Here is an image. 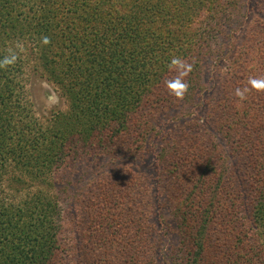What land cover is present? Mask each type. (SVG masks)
Listing matches in <instances>:
<instances>
[{"label":"trees","instance_id":"1","mask_svg":"<svg viewBox=\"0 0 264 264\" xmlns=\"http://www.w3.org/2000/svg\"><path fill=\"white\" fill-rule=\"evenodd\" d=\"M241 1L0 0V59L17 56L0 68V264H159L140 173L99 174L69 224L50 178L70 160L141 153L162 118L202 90L201 62L226 51L218 40L234 11L251 9ZM255 6L219 74L210 120L220 144L190 132L169 142L166 190L180 233L169 264H264V91L243 102L234 94L264 77V0ZM174 56L192 65L182 100L166 87ZM33 62L67 104L47 121L25 88Z\"/></svg>","mask_w":264,"mask_h":264},{"label":"rangeland","instance_id":"2","mask_svg":"<svg viewBox=\"0 0 264 264\" xmlns=\"http://www.w3.org/2000/svg\"><path fill=\"white\" fill-rule=\"evenodd\" d=\"M242 2L243 6L251 8L250 11L246 13L242 11V14L238 15L237 10L240 9H236L234 11L236 22L230 20L229 25L225 26L224 34L230 31L227 39L222 35L223 33L219 36V46L226 48V51L218 57L214 54L217 38L210 41L209 51L213 50L214 55L211 56L213 57L211 62L209 60L205 63L201 62L199 74L204 82L202 90L162 118L157 133L150 138L141 153L114 158L89 156L70 160L50 178L54 186L52 192H57L59 196L61 214L65 223L71 222L76 214L75 210L81 200L82 192L99 174L122 169L137 171L148 182L153 196L152 236L155 241L159 239L160 242L156 259L159 258V264L170 263L168 260L170 249L178 243L180 233L173 218L170 196L166 190L169 142L178 134L190 132L204 137L208 142L220 144L222 134L213 127L210 120L212 105L218 96L219 74L227 68L228 61H225V57L228 50L240 44L247 24L251 23L252 17L257 18L253 13L256 11L255 0H242ZM24 48L30 57L31 46L27 44ZM34 65L35 62L33 67L28 63L24 70L25 88L35 116L41 121H47L52 115L66 111L67 104L54 84L42 77L40 71L35 70ZM69 227L67 229H70ZM69 236L73 242H77L76 233L69 231Z\"/></svg>","mask_w":264,"mask_h":264},{"label":"clouds","instance_id":"3","mask_svg":"<svg viewBox=\"0 0 264 264\" xmlns=\"http://www.w3.org/2000/svg\"><path fill=\"white\" fill-rule=\"evenodd\" d=\"M49 38L47 36L42 38V43L47 45L49 43ZM17 60L15 53L4 56L3 59H0V68H4L9 65H13ZM169 70H174L177 75L170 80L166 81V87L169 91V94L176 97L178 100H182L185 94L188 91L189 84L185 81V77L189 75L192 71V65L187 64L184 60L179 57H172L169 64ZM249 87L236 88L235 96L239 98L240 102H243L246 99V93L251 89L257 91H264V77L256 78L250 77L248 80Z\"/></svg>","mask_w":264,"mask_h":264}]
</instances>
